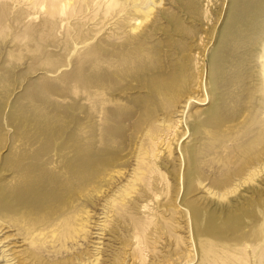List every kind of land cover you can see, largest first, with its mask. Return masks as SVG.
Here are the masks:
<instances>
[{
	"label": "rangeland",
	"instance_id": "1",
	"mask_svg": "<svg viewBox=\"0 0 264 264\" xmlns=\"http://www.w3.org/2000/svg\"><path fill=\"white\" fill-rule=\"evenodd\" d=\"M131 1L72 0L69 13L47 0L0 5V214L12 222L0 232V260L14 252L20 264H264V185L256 182L264 171L244 184L258 187L257 202L225 214L206 207L264 165V0L238 10L230 0H162L169 17L145 45L151 51L95 73L93 58L113 54L112 27ZM250 5L254 22L235 24ZM162 83L166 93L155 89ZM114 167L125 169L105 189L99 179ZM58 168L85 179L62 191ZM28 171L42 178L41 200L19 206L18 174ZM128 182L137 189L125 194ZM188 208L208 225L194 226Z\"/></svg>",
	"mask_w": 264,
	"mask_h": 264
},
{
	"label": "bare ground",
	"instance_id": "2",
	"mask_svg": "<svg viewBox=\"0 0 264 264\" xmlns=\"http://www.w3.org/2000/svg\"><path fill=\"white\" fill-rule=\"evenodd\" d=\"M15 1H18V0H0V5L1 4H6V3H13ZM71 1L72 0H47V2L49 3V5H51V8L53 7V11H57L58 13H69L68 11V8L70 7L71 5ZM183 1V0H182ZM228 0H223V2H225ZM39 2V1H38ZM107 2V1H106ZM166 2V1H165ZM164 1L162 0H132L130 2L131 4V8L126 10V12H124V14L121 16V19L119 21H117L114 26L112 27V32H113V45L112 47H115V48H109L113 54H108L107 56H103L101 57L100 59H96V58H93L95 59L94 61H92L91 65L93 66L94 69V72L95 70H97L99 67L98 65H100V67L102 66V72H108V69L111 68V67H114L116 63H119L121 62L120 64H124L126 62H130L132 61L133 59H135L136 57L139 58L141 56H143L144 54H148L149 50L147 48V46H145L148 42H150L153 38V32L155 30H158L160 29L161 27H159L158 24H160V21L161 19H165L166 17H169L168 16V13H166L165 11H167V9L165 10L164 8H162L161 4H164L165 3ZM243 2V0H235V1H231L230 0V4L229 6L233 9L237 8L238 10V6L241 5V3ZM253 3L257 4L256 3V0L253 1ZM38 4V3H36ZM46 5V4H44ZM165 6V5H164ZM159 7H161L159 9ZM250 6H247V10L242 12V14H237L235 19L237 21V23L235 24H238L239 22L241 23H244V22H249L250 23H253L255 19H253L251 17V14L253 12V10H250ZM155 8H157V10H155ZM260 8H262V6H260ZM124 10V9H123ZM122 11V10H121ZM76 12V11H75ZM78 15V14H77ZM79 17V16H78ZM257 20V19H256ZM100 21V20H99ZM164 21V20H163ZM161 26V25H160ZM239 26V25H237ZM108 27V26H107ZM163 28V27H162ZM240 28V27H239ZM232 29V28H231ZM233 33L231 34V39L229 41H234L235 38L238 36L236 35V30L235 28L232 30ZM232 31H229V33H231ZM246 31V30H244ZM171 32V31H170ZM156 33V32H155ZM246 34L245 33H242V30L240 31V35H243L242 37H244ZM156 35V34H155ZM230 36V35H229ZM235 37V38H234ZM240 37V36H238ZM233 38V39H232ZM226 40V39H225ZM235 42V41H234ZM111 43V42H110ZM151 43V42H150ZM236 43V42H235ZM261 43V47H260V52H259V56L258 58L260 59V62H259V68H260V78L262 80V84H263V87H264V35L260 41ZM109 45V44H108ZM108 50V51H110ZM99 58V57H98ZM97 66V67H96ZM100 67L98 70H100ZM97 68V69H96ZM96 73V72H95ZM94 73V74H95ZM163 83L160 84L158 87H156L155 89L158 91V92H161L160 89H162V93H166L165 91H169V90H164L163 88ZM200 85V84H199ZM203 86V85H202ZM262 87V86H261ZM105 91V90H104ZM263 91V90H262ZM106 93H108L106 91ZM96 94V92H93L92 91V96H94ZM177 95V94H176ZM262 95L263 99H264V93L263 94H260ZM261 97V96H260ZM261 98V100H263ZM206 100V99H205ZM208 100V99H207ZM260 100V101H261ZM200 101V100H199ZM264 101V100H263ZM172 102H170L171 104ZM199 103H202L201 101ZM262 105V103H261ZM263 106V109H264V105ZM261 109V108H260ZM263 111V110H262ZM261 111V112H262ZM259 112V111H258ZM257 112V114H258ZM177 115V114H176ZM260 117V116H259ZM263 117V116H262ZM177 121V119H176ZM163 123V126H165L166 128L168 129H175L177 124H172V123H166L164 124L165 122L162 121ZM176 123V122H175ZM194 124V123H193ZM194 127V125H193ZM150 132H152V130H149ZM154 131V130H153ZM169 131V130H168ZM175 132H177L176 130H172V132L170 133H173V136H175ZM192 132V131H191ZM201 132V130L199 131ZM147 135L149 134L148 130H147ZM194 133V132H193ZM191 133V134H193ZM197 133V132H195ZM155 135V134H153ZM152 134H150L151 138H155V136H153ZM163 135V134H162ZM162 135H157L156 139H155V143L158 144V145H165L166 144V147L168 148V150L170 149V140L169 141H166L165 137H163ZM165 135V133H164ZM169 135V134H168ZM188 137V136H187ZM171 140L173 138H170ZM150 140V139H149ZM152 140V139H151ZM99 143H101V146H105L106 145V138L105 136H102L99 140ZM153 143V141H152ZM24 144V143H23ZM22 145L19 143L17 145H15L16 149H20ZM92 146V145H91ZM91 146L89 147V149L91 148ZM100 146V144H99ZM194 147V145L192 146ZM93 148V147H92ZM91 148V149H92ZM101 148V147H100ZM25 149V148H24ZM100 150V149H99ZM105 150V149H104ZM171 152V151H170ZM169 152V153H170ZM27 153V152H26ZM148 151H144L141 153L142 156H140L138 153V155L136 156V159H138V164H140V162L142 161V159H146V157L148 156ZM31 154V153H30ZM171 154V153H170ZM191 155H193V153L191 152L190 153ZM126 157V156H125ZM147 160V159H146ZM145 160V161H146ZM149 161V160H148ZM147 161V162H148ZM144 162V161H143ZM141 165V164H140ZM148 166V165H147ZM15 167V166H14ZM149 167V166H148ZM254 167V166H253ZM76 168V167H75ZM74 166H73V169L75 170ZM123 169H125L124 167H118V168H113V169H110V172L108 174H106L105 176H103L102 178L99 179V181L101 182H104L105 181V189L106 188H111L114 184H116V180L118 179L119 176H121L123 174ZM140 169V166L138 165V168H136L133 172H134V176L132 178H134L132 181L136 182L137 180H141L142 179V172L139 171ZM56 170H60L58 171L61 172V179H60V182L58 183V185L61 187V190L62 191H69V190H72V188H75L76 187V183H81L83 179H85V176H81V175H78L76 173V171H72V169H66L64 170L63 168L60 169H56ZM251 171V170H250ZM264 171V165L260 168V170L256 171H252V172H248L250 173L249 174V177L246 178V179H243L242 181H239V184H238V188L234 187V188H231V189H226L228 191L222 193L221 197L217 200V201H214L213 203H208V205L206 206L208 209H210L211 211L213 212H218L219 214H225V211L228 209H232L234 206H240V207H243L244 205H249V202L250 204L252 202H257V200L260 198V194H258V198L255 199V197L257 195H254V191L256 190L255 188H258V187H251L248 185L247 183V187H245V183L248 181L250 182L251 179H252V176L254 175H258V173ZM18 179H17V185H16V188H17V195L19 196L18 199H16L17 201L16 204L19 205V206H28L27 204L29 203H36V202H39L41 199H39V196L37 194V192L35 191L36 187L38 185V183L40 181H42L41 179V176L39 174H37L36 172H30L28 171L27 173L23 174L22 172L18 174ZM17 177V175H16ZM109 178V179H108ZM108 179V180H107ZM250 179V181L248 180ZM107 180V181H106ZM120 180V179H119ZM257 180V179H256ZM38 181V182H37ZM19 182V183H18ZM37 182V184L35 183ZM131 183V182H128L126 184V186L124 187L123 189V192H125V194H128L129 191L128 189H133V191H135L137 188H135V183ZM235 182V181H234ZM258 184L260 185H264V177H261L258 181H256ZM50 184L52 187H55V183L54 181H50ZM145 185L147 186V184L145 183ZM259 185V186H260ZM101 185H98L96 186L94 189H97L96 192L98 194V192H100V187ZM254 186V185H252ZM129 187V188H128ZM208 189V187H207ZM239 189V191L237 190ZM91 190V189H90ZM238 191L237 194L233 195V198H230V199H227V195H231V193L235 192V191ZM103 191V189H102ZM209 191V190H207ZM214 191V190H213ZM106 192L103 191V194ZM211 192V191H209ZM34 193V194H33ZM249 193H250V196H249ZM36 194V195H35ZM81 194V193H80ZM216 194V193H215ZM218 194V193H217ZM256 194V193H255ZM93 195V194H92ZM121 194H119L117 197H120ZM211 195V194H210ZM82 196V194H81ZM99 196V195H98ZM211 196H214V193L213 195ZM41 197V196H40ZM84 197V196H83ZM94 197V196H92ZM100 197V196H99ZM107 197V196H106ZM2 199L4 200V198L2 197ZM227 199L225 202L224 200ZM43 200V199H42ZM108 204H115V206H117V208H120L122 207L123 205H125V202L123 203H118L116 202V198H112L111 196H109V198L105 199ZM205 200V199H204ZM215 200V199H214ZM216 202V203H215ZM221 203V204H220ZM46 204V203H45ZM218 204L219 207H218ZM179 206V205H178ZM32 207V205H31ZM105 207V206H104ZM30 208V207H29ZM106 208V211H105V216H107L108 212H109V209L107 207ZM123 208V207H122ZM182 210L183 207H181ZM244 208V207H243ZM205 213H208L209 211L208 210H203ZM187 212L190 214L191 216V219H192V222L194 224V226H197V228L199 227V224L200 223H203V224H206L208 225V221H202V220H199V216H201V214L198 212H196L195 210L192 209H187ZM203 212V213H204ZM211 212L212 214H215ZM210 213V214H211ZM3 214H0V232L1 230L6 227L7 225L6 224H10L12 222L8 221L7 218H4L2 216ZM250 215V214H249ZM213 216V215H212ZM202 217V216H201ZM211 217V216H210ZM229 223V225L233 224V223H236V220L234 219H231V220H227ZM212 222V221H211ZM235 224V225H236ZM2 226V227H1ZM201 226H203L201 224ZM234 226V224H233ZM102 228V227H101ZM209 232V230H208ZM211 232V231H210ZM212 233V232H211ZM213 235V234H211ZM20 242V241H19ZM21 244H19L18 246H22L23 243H24V240H21ZM245 243V242H244ZM244 245V249L245 247L248 246V244H243ZM5 246V245H4ZM249 246H252L253 247V244L251 243ZM14 247V246H13ZM16 247V246H15ZM8 249V248H7ZM208 249V248H207ZM221 249V248H220ZM6 250V249H5ZM11 252V251H10ZM1 253V251H0ZM10 254V257L9 258H5V254L4 252H2L1 254V264H20V259L18 258V256L16 254H14V252L12 253H9ZM19 255V254H18ZM207 255V254H206ZM205 256V255H204ZM98 257V256H97ZM94 258V260H97L98 258ZM22 259V258H21ZM93 260V259H92ZM212 260V259H211ZM7 261H11V262H8L6 263ZM23 261V259H22ZM213 262V261H212ZM88 263H92V261H89ZM87 263V264H88ZM207 263V261H206ZM74 264V263H73ZM85 264V263H84ZM210 264V263H209Z\"/></svg>",
	"mask_w": 264,
	"mask_h": 264
}]
</instances>
